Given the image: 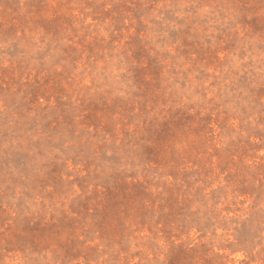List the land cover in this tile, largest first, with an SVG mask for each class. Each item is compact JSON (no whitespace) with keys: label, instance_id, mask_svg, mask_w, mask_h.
I'll list each match as a JSON object with an SVG mask.
<instances>
[{"label":"rangeland","instance_id":"obj_1","mask_svg":"<svg viewBox=\"0 0 264 264\" xmlns=\"http://www.w3.org/2000/svg\"><path fill=\"white\" fill-rule=\"evenodd\" d=\"M0 264H264V0H0Z\"/></svg>","mask_w":264,"mask_h":264}]
</instances>
